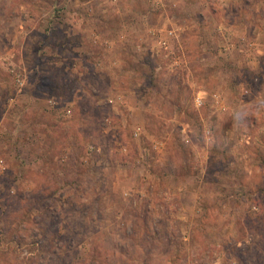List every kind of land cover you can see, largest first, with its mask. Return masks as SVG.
I'll return each instance as SVG.
<instances>
[{"label": "rangeland", "instance_id": "1", "mask_svg": "<svg viewBox=\"0 0 264 264\" xmlns=\"http://www.w3.org/2000/svg\"><path fill=\"white\" fill-rule=\"evenodd\" d=\"M0 264H264V0H0Z\"/></svg>", "mask_w": 264, "mask_h": 264}]
</instances>
